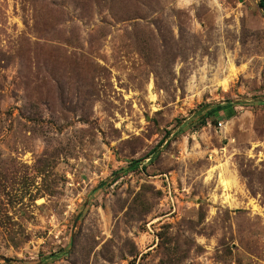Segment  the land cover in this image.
<instances>
[{"label": "rangeland", "instance_id": "obj_1", "mask_svg": "<svg viewBox=\"0 0 264 264\" xmlns=\"http://www.w3.org/2000/svg\"><path fill=\"white\" fill-rule=\"evenodd\" d=\"M261 3L0 0V264H264Z\"/></svg>", "mask_w": 264, "mask_h": 264}, {"label": "trees", "instance_id": "obj_2", "mask_svg": "<svg viewBox=\"0 0 264 264\" xmlns=\"http://www.w3.org/2000/svg\"><path fill=\"white\" fill-rule=\"evenodd\" d=\"M261 7H262V9L264 11V0H262Z\"/></svg>", "mask_w": 264, "mask_h": 264}, {"label": "built area", "instance_id": "obj_3", "mask_svg": "<svg viewBox=\"0 0 264 264\" xmlns=\"http://www.w3.org/2000/svg\"><path fill=\"white\" fill-rule=\"evenodd\" d=\"M166 177V176H165ZM167 182H168V179H167Z\"/></svg>", "mask_w": 264, "mask_h": 264}]
</instances>
